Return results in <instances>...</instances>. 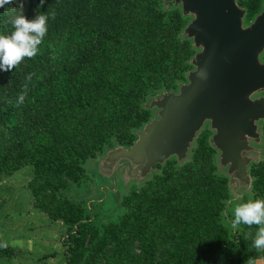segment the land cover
Segmentation results:
<instances>
[{
  "label": "trees",
  "instance_id": "1",
  "mask_svg": "<svg viewBox=\"0 0 264 264\" xmlns=\"http://www.w3.org/2000/svg\"><path fill=\"white\" fill-rule=\"evenodd\" d=\"M163 2L46 0L41 7L40 0H12L0 8V34H11L18 15L50 14L38 54L0 72V179L32 167V207L66 228L65 264H251L262 254L253 247L257 225L226 222L237 205L229 178L218 173L209 130L197 138L191 162L167 161L123 196L117 220L63 196L82 184L84 165L106 146H132L151 118L143 102L177 91L193 70L195 51L180 37L187 22ZM238 3L249 25L264 0ZM249 174L243 203L264 199V160ZM5 203L0 198V211ZM18 255L0 239V260Z\"/></svg>",
  "mask_w": 264,
  "mask_h": 264
},
{
  "label": "water",
  "instance_id": "2",
  "mask_svg": "<svg viewBox=\"0 0 264 264\" xmlns=\"http://www.w3.org/2000/svg\"><path fill=\"white\" fill-rule=\"evenodd\" d=\"M165 2L173 3L187 21L180 37L190 41L195 51L189 61L193 70L186 74V82L178 84L177 91L158 92L148 99L143 108L159 109L160 120H152L151 115L146 124L135 130L137 139L132 146L117 145L111 156L107 152L105 160L124 151L135 159L144 158L147 163L153 158L156 166H164L168 157L192 151L208 121L209 130L214 132L209 143L222 152L223 164H238L235 174L227 178L231 203L239 206L244 194L251 191V164L264 160V150L239 154L236 148L242 132L255 136L262 144L259 128L264 122V4L254 21L245 25L247 12L238 0ZM142 165L143 162L128 171L133 179L138 177ZM121 167H129V163ZM113 194L117 209H122V194L117 190Z\"/></svg>",
  "mask_w": 264,
  "mask_h": 264
},
{
  "label": "rangeland",
  "instance_id": "3",
  "mask_svg": "<svg viewBox=\"0 0 264 264\" xmlns=\"http://www.w3.org/2000/svg\"><path fill=\"white\" fill-rule=\"evenodd\" d=\"M165 3L163 2L164 10L170 11L173 8L175 9L173 3L169 4L167 2L166 3L167 5ZM190 18L192 17L190 16ZM197 48L198 50H203L201 46H197ZM155 96L156 95H150L143 102V105L148 103V99H151ZM261 96H264V93H262ZM149 110L152 115V120L159 121L160 117L157 115L159 109L154 107ZM208 124H210V122L206 121V125L204 126L203 131L209 130ZM262 125L263 124L260 123V128H259L260 134L262 135V139H261L262 144H258V142L255 140L256 139L255 136L251 137L242 132L238 137L236 144V148L239 154H241L242 152L250 153L252 150L255 151L256 150L259 151V149L264 150V137H263ZM209 131L213 135L214 132L211 130ZM255 132L257 135V131ZM117 145L121 146L120 144L114 141L112 145L106 146V148H110V149L106 151L105 148L104 152L98 155L97 158L88 160L84 165L85 176L82 184L79 186L72 185L63 192L64 197H67L77 203L84 200L87 204V207H90L93 210V213L99 214L102 219H104L105 217L110 218L111 221L117 220L124 212L122 209H117L116 207L115 195L113 194L114 190L115 191L117 190L119 193H121L122 197L126 196L129 193H131V191L139 190L140 188H142L146 183L150 182L156 175H159L160 173V168H159L160 165L156 166L155 164L158 163L155 162L153 158H150L146 163L144 161V158L135 159L129 154H126L124 151L118 152V154L114 155L113 158L110 159L109 157L107 160H105L107 156V152H109V156H111L110 153L113 152L112 150H116ZM195 146L196 143L189 154L188 152H186L184 156L173 155L168 157L167 161L174 160L178 162V164L180 165L191 162L193 159V151L195 149ZM153 152L154 151L152 150L151 153ZM103 159L105 161L102 162ZM221 159H222V152L216 151V164H217L218 173L226 177H228L229 175L233 176L235 174L234 173L235 170L236 171L238 170V164L224 165ZM141 162H143L144 165H142L140 170L138 171V177L133 179L128 173V171L131 169V167L135 169L136 167L140 166ZM124 163H129V167L126 168L121 167V165H123ZM30 167L31 166L26 167V169H30ZM22 181H25V179L23 178ZM234 209H235L234 207L230 208L228 209L227 212L226 222H228L229 225H232V223L228 213L231 212L234 215ZM66 237H67V231L65 230L63 234V238L65 239ZM261 250H262V254L260 258L251 264H264V249Z\"/></svg>",
  "mask_w": 264,
  "mask_h": 264
},
{
  "label": "crops",
  "instance_id": "4",
  "mask_svg": "<svg viewBox=\"0 0 264 264\" xmlns=\"http://www.w3.org/2000/svg\"><path fill=\"white\" fill-rule=\"evenodd\" d=\"M32 177V167H25L0 179V198L6 202L0 211V239L4 248L19 254L13 260L1 259L0 264H65L66 228L33 209V197L27 189Z\"/></svg>",
  "mask_w": 264,
  "mask_h": 264
},
{
  "label": "clouds",
  "instance_id": "5",
  "mask_svg": "<svg viewBox=\"0 0 264 264\" xmlns=\"http://www.w3.org/2000/svg\"><path fill=\"white\" fill-rule=\"evenodd\" d=\"M11 3L12 0H0V8ZM45 3L46 0H40L41 7ZM49 18L50 14L38 13L32 20L18 15L11 21L14 29L11 34H0V72H12L25 59L38 54V46L48 31ZM241 224L258 226L253 247L264 249V199L249 201L234 209L232 227Z\"/></svg>",
  "mask_w": 264,
  "mask_h": 264
}]
</instances>
